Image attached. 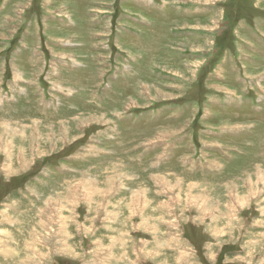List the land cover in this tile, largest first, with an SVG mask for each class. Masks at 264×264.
I'll return each mask as SVG.
<instances>
[{
	"label": "rangeland",
	"instance_id": "1",
	"mask_svg": "<svg viewBox=\"0 0 264 264\" xmlns=\"http://www.w3.org/2000/svg\"><path fill=\"white\" fill-rule=\"evenodd\" d=\"M0 264H264V0H0Z\"/></svg>",
	"mask_w": 264,
	"mask_h": 264
},
{
	"label": "bare ground",
	"instance_id": "2",
	"mask_svg": "<svg viewBox=\"0 0 264 264\" xmlns=\"http://www.w3.org/2000/svg\"><path fill=\"white\" fill-rule=\"evenodd\" d=\"M204 201H205V199H204Z\"/></svg>",
	"mask_w": 264,
	"mask_h": 264
}]
</instances>
